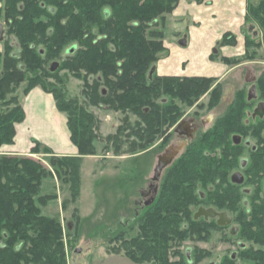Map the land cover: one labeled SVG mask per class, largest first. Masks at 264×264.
I'll list each match as a JSON object with an SVG mask.
<instances>
[{"label":"trees","instance_id":"16d2710c","mask_svg":"<svg viewBox=\"0 0 264 264\" xmlns=\"http://www.w3.org/2000/svg\"><path fill=\"white\" fill-rule=\"evenodd\" d=\"M0 9L5 34L16 39L19 52L12 54L8 40L0 53V103L13 108L0 112V148L14 139V125L24 119L16 98L7 96L23 82L25 73L46 71L45 64L61 54L65 47L69 58L64 67L83 70L91 77L88 98L107 103L116 110H130L139 119L134 133L140 145L147 147L153 134L165 125H174L182 115L179 104L189 105L208 93L209 106L216 103L213 78L156 77L148 74L165 52L164 34L155 30L157 19L172 12L180 0H3ZM200 3L203 0H197ZM252 18L264 30V0L250 5ZM264 33V31H263ZM247 49L257 48L246 36ZM236 39L225 34L218 47L235 45ZM75 48L73 52H69ZM213 56L211 59H216ZM228 65H239L236 59L221 58ZM49 70V68H48ZM50 74V73H49ZM51 75V74H50ZM96 76V79L94 77ZM263 78V77H262ZM109 88L107 94L99 86ZM52 95L58 111L67 115L70 140L77 148L76 157H55L35 143L31 154L51 156L50 164L62 172L70 184L73 200L80 194V157L92 155L94 119L74 101H62L60 94L48 91L28 80L26 95L35 87ZM211 133H214L212 129ZM213 142V139L209 140ZM167 171L153 204L138 216L139 234L129 240L117 237L120 246L109 254L122 255L136 264H189L185 256L171 261V242L200 237L210 227L195 220L190 206L195 204V178L191 171ZM51 176L41 163L28 157H0V264H66L60 223L41 215L36 206H44L54 196H39L42 180ZM36 200V201H35ZM185 226H181V225ZM240 234L249 246L239 251V258L253 264H264V208L255 209L240 219ZM216 264H236L226 257Z\"/></svg>","mask_w":264,"mask_h":264},{"label":"rangeland","instance_id":"374dc122","mask_svg":"<svg viewBox=\"0 0 264 264\" xmlns=\"http://www.w3.org/2000/svg\"><path fill=\"white\" fill-rule=\"evenodd\" d=\"M195 1L200 3L197 0ZM245 1L244 24L241 32L244 38L246 36L252 38L256 42L257 48L247 49L245 39L243 54L235 58H227L230 60L236 59L237 63L241 64L252 63L246 66L249 68L248 70L232 72L231 76L226 77L230 79H250L253 75L258 76L264 68V65L260 64L264 63V30L258 20L253 19L250 13V5L256 6L258 0ZM170 13L162 14L157 20L162 21ZM1 20L2 16H0V23ZM2 28L5 33L6 28L3 24ZM162 28L163 26L154 27L155 30L164 34V43L165 37H168L166 32L169 29L165 27V31H163ZM4 37L12 45V54L16 56L19 52L16 39L6 34H4ZM72 45L65 47L59 56L52 57L46 62L47 72L51 63H59V67L55 72H49L51 75L37 71L35 73H25L23 82L9 93L7 101L11 98H16L19 103V99L24 95L23 92L28 86V80L31 79L34 84L39 83L48 91L60 94L62 101H74L80 108L92 115L94 119L92 129L96 136V139L92 142L94 153L80 157L79 161L80 194L77 199L79 200L83 217L78 212L77 199L73 200L71 197L70 184L64 182L68 177H65L62 172H59L60 175L55 173L57 169L50 164L51 156L46 155L42 158L40 156L31 157L33 161L41 163L46 170L51 172V176L42 180L39 196H54L56 199L59 196L61 198V212L64 213L67 210L66 215H61L60 221H58L62 228L65 263L91 264L97 256L101 257L104 253L109 254L110 249H116L120 246L115 238L122 235L123 240H129L139 234L137 217L145 210L143 208L144 202L151 200L150 188L154 186L151 179L154 165L156 164L155 153L157 151H155V148L151 149V143L142 150L135 147V145L141 144L134 135V133L138 132L140 126H138V117L130 110H116L105 102L95 101L93 103L88 98L90 93L88 86L92 84L89 74H86L83 70L78 71L77 69L64 67V63L70 56L67 55L66 50ZM216 48L219 49L218 45H216ZM3 51L4 46L2 44L0 53ZM165 54V52L161 53L160 58L165 56ZM153 75L162 77L156 74ZM94 79H96V76ZM212 87L210 86L209 88ZM101 90H103V94L109 92V88L102 85L99 86V91ZM207 100L208 93L206 92L191 101L189 105L180 103L181 116L187 112L192 115L193 112L198 110L200 123L206 118L212 119L214 110L212 106H209V101L207 102ZM13 106L11 104L10 106L2 107L0 103V112L11 109ZM177 141V137H173V144H176ZM160 154L169 155L171 151L163 150L158 152V155ZM51 201L53 200H50L44 206H39L35 202L42 216L47 217L46 215L52 212L49 209L44 214L42 212V208L46 207L47 204H50V207L47 208H51ZM198 201L190 206L192 215L200 206ZM92 208V214L85 216ZM235 216L232 215L231 226L224 230L217 229L215 222L211 221V223L214 222L213 225L205 230L200 237L189 236L188 238L171 242L168 250L169 259L171 261H180L181 258L184 259L185 256H188L189 264H216L220 258L223 259L230 255L235 256L241 246H249L240 232L237 236L231 232L232 229L240 227L239 222L235 220ZM181 226L185 225L182 224ZM189 252L193 253L191 257ZM236 264L253 263L238 258Z\"/></svg>","mask_w":264,"mask_h":264},{"label":"flooded vegetation","instance_id":"af4514ba","mask_svg":"<svg viewBox=\"0 0 264 264\" xmlns=\"http://www.w3.org/2000/svg\"><path fill=\"white\" fill-rule=\"evenodd\" d=\"M0 2L4 5L3 0ZM4 34L3 30V46ZM215 52L217 55V48ZM242 65L226 64L229 69ZM244 69L249 68L235 71ZM213 88L217 94L212 119L200 123L198 110L192 115L187 112L174 125L167 124L153 134L151 149L157 151L151 179L154 186L150 188L151 200L144 202L143 208L154 203L167 171L176 166L174 171L195 173L190 183L196 184L193 192L199 200L198 210H213L216 214L215 218L197 220L210 226L215 222L217 229L224 230L231 226L232 215L240 224L243 215L248 217L255 209L264 208V68L250 79H215ZM173 137H177L176 144ZM211 138L213 142H209ZM163 150L171 154L158 155ZM159 162L166 163L156 176ZM240 228L241 225L231 232L237 236ZM245 247L241 246L239 251ZM239 251L228 258L237 261ZM189 253L191 257L193 253Z\"/></svg>","mask_w":264,"mask_h":264},{"label":"crops","instance_id":"0c3cea01","mask_svg":"<svg viewBox=\"0 0 264 264\" xmlns=\"http://www.w3.org/2000/svg\"><path fill=\"white\" fill-rule=\"evenodd\" d=\"M245 0H180L175 9L156 26H163L166 32L163 46L165 56L154 65V74L162 77H206L224 79L231 73L248 64L229 69L221 58H235L243 54L244 35L241 28L244 24ZM2 2H0V8ZM159 22L161 23L159 25ZM225 34L234 35L235 45H227L218 49L215 60L216 45ZM2 43L0 41V51ZM264 65V63H260ZM24 112V119L14 125V139L10 145L0 148V156L45 157L47 154H31L35 143L48 148L55 157H76L77 148L70 140L67 116L58 111L52 95L35 87L19 99ZM50 156V155H48ZM43 161V159H41ZM83 161V160H82ZM56 195V194H54ZM44 196V195H42ZM46 196V195H45ZM51 201L43 209L52 211L47 217L60 221L67 210L61 212V198ZM78 212L81 213L79 200ZM93 208L85 216L92 214ZM91 264H136L122 255L102 254Z\"/></svg>","mask_w":264,"mask_h":264},{"label":"water","instance_id":"95a60500","mask_svg":"<svg viewBox=\"0 0 264 264\" xmlns=\"http://www.w3.org/2000/svg\"><path fill=\"white\" fill-rule=\"evenodd\" d=\"M2 36H3V28L2 25H0V41L2 40ZM75 48H71L70 49V53L74 51ZM59 67V63L57 62H53L50 64L49 66V72L53 73L55 72ZM154 74V67H152L149 71L148 74V78L150 79L152 77V75ZM166 162H159V165L156 169V176H158L160 174L161 169L165 166ZM200 217H204L205 219L208 218H215L216 214L213 210H204V209H199L198 212L194 215V219L197 220ZM221 217H226L228 218L226 215H221ZM229 221V219H227ZM221 224V223H220Z\"/></svg>","mask_w":264,"mask_h":264}]
</instances>
